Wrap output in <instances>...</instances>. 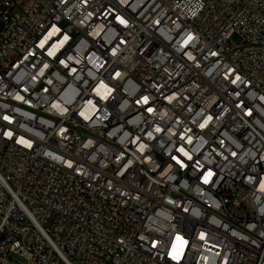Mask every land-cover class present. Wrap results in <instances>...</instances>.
Returning <instances> with one entry per match:
<instances>
[{"label": "built area", "instance_id": "built-area-1", "mask_svg": "<svg viewBox=\"0 0 264 264\" xmlns=\"http://www.w3.org/2000/svg\"><path fill=\"white\" fill-rule=\"evenodd\" d=\"M0 264H264V0H0Z\"/></svg>", "mask_w": 264, "mask_h": 264}, {"label": "rangeland", "instance_id": "rangeland-1", "mask_svg": "<svg viewBox=\"0 0 264 264\" xmlns=\"http://www.w3.org/2000/svg\"><path fill=\"white\" fill-rule=\"evenodd\" d=\"M230 41H231L233 44H235V45H236V44H240V43L243 42V37H242L238 32H236V33H234V34L231 36ZM12 256H13L14 258H17V259L22 260V257H19V256L16 255V254H12Z\"/></svg>", "mask_w": 264, "mask_h": 264}]
</instances>
